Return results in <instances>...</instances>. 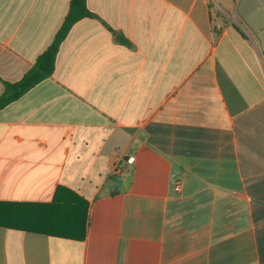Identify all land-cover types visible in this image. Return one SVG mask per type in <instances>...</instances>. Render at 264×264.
Returning a JSON list of instances; mask_svg holds the SVG:
<instances>
[{"label":"crops","instance_id":"crops-1","mask_svg":"<svg viewBox=\"0 0 264 264\" xmlns=\"http://www.w3.org/2000/svg\"><path fill=\"white\" fill-rule=\"evenodd\" d=\"M87 3L0 110V264H264V0ZM70 4L0 0V97Z\"/></svg>","mask_w":264,"mask_h":264},{"label":"trees","instance_id":"trees-1","mask_svg":"<svg viewBox=\"0 0 264 264\" xmlns=\"http://www.w3.org/2000/svg\"><path fill=\"white\" fill-rule=\"evenodd\" d=\"M97 17L88 7L87 0H71L69 12L55 36L52 44L37 58L34 66L15 83L4 82L5 90L0 97V110L22 98L31 89L36 87L44 80L51 77L55 71V65L61 44L65 41L73 26L85 18ZM115 38L119 43L130 44V42L121 34L114 32ZM9 219L13 226L30 227V215L33 210L27 206H9Z\"/></svg>","mask_w":264,"mask_h":264},{"label":"built area","instance_id":"built-area-1","mask_svg":"<svg viewBox=\"0 0 264 264\" xmlns=\"http://www.w3.org/2000/svg\"><path fill=\"white\" fill-rule=\"evenodd\" d=\"M134 163H135V158L134 157H131V158H129L127 160V164L128 165H133ZM122 171H123V169L121 167H116L114 172L116 174H120ZM175 189H176L177 192H179L181 190V186L178 184V185H176Z\"/></svg>","mask_w":264,"mask_h":264}]
</instances>
